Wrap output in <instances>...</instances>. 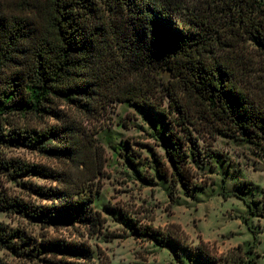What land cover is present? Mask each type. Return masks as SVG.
Here are the masks:
<instances>
[{
	"label": "trees",
	"instance_id": "trees-1",
	"mask_svg": "<svg viewBox=\"0 0 264 264\" xmlns=\"http://www.w3.org/2000/svg\"><path fill=\"white\" fill-rule=\"evenodd\" d=\"M16 2L17 8L0 6V126L8 127L7 136L1 134L13 145L85 165L84 141L98 147L61 106L96 119L107 105L122 101L151 127L164 155L150 144L147 148L157 174L173 189L180 185L188 192L193 186L195 175L187 162L197 163L203 133L242 139L264 156V0ZM249 45L259 61L249 58ZM255 62L263 68L255 69ZM256 71L263 73L255 74V83ZM31 120L42 124L32 126ZM129 164L137 163L129 159ZM0 170L10 178L37 175L58 182L32 187L49 204L31 206L0 192V209L42 217L49 224L103 226L104 218L92 205L99 186L70 184L62 172L13 158L0 161ZM118 218L137 236L186 248L176 232L142 226L121 211ZM30 239L0 222L1 249L32 258L50 251L80 260L43 258L47 264H93L94 251L84 244H32ZM197 253L210 262L203 248ZM0 264L7 263L0 258Z\"/></svg>",
	"mask_w": 264,
	"mask_h": 264
},
{
	"label": "rangeland",
	"instance_id": "rangeland-1",
	"mask_svg": "<svg viewBox=\"0 0 264 264\" xmlns=\"http://www.w3.org/2000/svg\"><path fill=\"white\" fill-rule=\"evenodd\" d=\"M16 3L0 0L3 8H17ZM250 46L249 58L259 61L258 51ZM254 64L255 69L257 65L263 68L260 63ZM61 107L82 124L86 138H94L93 144L98 147L96 151L84 141L88 146L83 148L85 165L17 147L3 138L1 132L7 136L6 126H0V161L13 158L45 166L70 176V184L84 182L93 189L99 186L92 205L104 218L103 226L93 228L79 222L49 224L42 217L30 219L20 212L2 209L0 222L25 231L32 244L65 240L89 246L94 251L93 264H264V156L253 145L229 136L201 134L198 147L202 152L197 163L187 162L195 175L187 192L180 185L173 189L168 179L157 174L147 144L161 155L164 150L133 105L112 102L96 119L81 115L70 105ZM30 124L39 127L42 122L31 120ZM208 149L216 152L218 160L208 156ZM129 159H134L136 166L130 165ZM56 184L37 175L10 178L0 170V192L31 206L51 203L32 187ZM120 211L142 226L176 232L186 248L173 242L160 245L135 235L119 220ZM199 247L207 251L210 262L198 255ZM0 258L7 264H47L43 258L80 262L63 253L54 256L49 251L32 258L7 248H0Z\"/></svg>",
	"mask_w": 264,
	"mask_h": 264
}]
</instances>
